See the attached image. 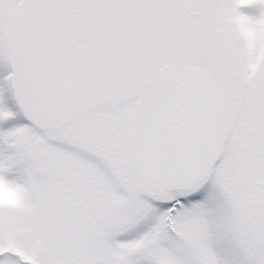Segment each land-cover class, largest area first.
Returning a JSON list of instances; mask_svg holds the SVG:
<instances>
[{
	"label": "snow or ice",
	"instance_id": "obj_1",
	"mask_svg": "<svg viewBox=\"0 0 264 264\" xmlns=\"http://www.w3.org/2000/svg\"><path fill=\"white\" fill-rule=\"evenodd\" d=\"M0 62V264H264V0H0Z\"/></svg>",
	"mask_w": 264,
	"mask_h": 264
},
{
	"label": "clouds",
	"instance_id": "obj_2",
	"mask_svg": "<svg viewBox=\"0 0 264 264\" xmlns=\"http://www.w3.org/2000/svg\"><path fill=\"white\" fill-rule=\"evenodd\" d=\"M24 189L7 180H0V206H18L24 199Z\"/></svg>",
	"mask_w": 264,
	"mask_h": 264
},
{
	"label": "rangeland",
	"instance_id": "obj_3",
	"mask_svg": "<svg viewBox=\"0 0 264 264\" xmlns=\"http://www.w3.org/2000/svg\"><path fill=\"white\" fill-rule=\"evenodd\" d=\"M246 13H253L255 10L253 9H244ZM10 71V68L7 67L3 62H0V79H2L7 73ZM9 107L13 108L15 110V105L9 101ZM22 120V116L17 117L16 121H7V122H0V128H9L11 127L14 123L19 122Z\"/></svg>",
	"mask_w": 264,
	"mask_h": 264
}]
</instances>
